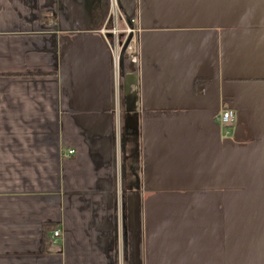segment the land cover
Returning a JSON list of instances; mask_svg holds the SVG:
<instances>
[{"label":"crops","instance_id":"0c3cea01","mask_svg":"<svg viewBox=\"0 0 264 264\" xmlns=\"http://www.w3.org/2000/svg\"><path fill=\"white\" fill-rule=\"evenodd\" d=\"M118 2L0 0V264H264V0Z\"/></svg>","mask_w":264,"mask_h":264},{"label":"built area","instance_id":"2783aa9c","mask_svg":"<svg viewBox=\"0 0 264 264\" xmlns=\"http://www.w3.org/2000/svg\"><path fill=\"white\" fill-rule=\"evenodd\" d=\"M130 23V24H129ZM133 19L128 21L121 11L118 0H107V10L103 17L102 23L99 25L98 33L104 38L110 35L111 52L113 57V65L115 68V89L117 99L120 92L119 67L120 57L125 63L135 64L138 59L137 37L140 29L135 27ZM216 121L221 130V137L228 138L232 136L233 130L237 124V118L233 111L231 102H225L216 113ZM72 154L73 151H68ZM61 232L56 230L52 234V238H58Z\"/></svg>","mask_w":264,"mask_h":264},{"label":"water","instance_id":"95a60500","mask_svg":"<svg viewBox=\"0 0 264 264\" xmlns=\"http://www.w3.org/2000/svg\"><path fill=\"white\" fill-rule=\"evenodd\" d=\"M98 4H95L93 9H97ZM101 17L98 15L95 19V25H98ZM137 85L136 73L130 68V72L125 76L124 80V95H125V108L127 112L133 111L134 98L132 96L131 88ZM247 118L238 116L237 125L235 128L234 138L236 140L242 139L244 136L245 126L247 125Z\"/></svg>","mask_w":264,"mask_h":264},{"label":"rangeland","instance_id":"374dc122","mask_svg":"<svg viewBox=\"0 0 264 264\" xmlns=\"http://www.w3.org/2000/svg\"><path fill=\"white\" fill-rule=\"evenodd\" d=\"M97 1L100 3V11L103 12L106 9V2H107V0H97ZM122 62L123 61H122V55H121V57H120V65L122 64ZM126 66H127V63H126ZM118 98H119V96H118ZM138 116H139V113L134 112L133 119H135Z\"/></svg>","mask_w":264,"mask_h":264}]
</instances>
